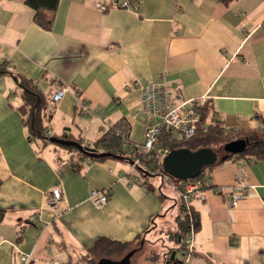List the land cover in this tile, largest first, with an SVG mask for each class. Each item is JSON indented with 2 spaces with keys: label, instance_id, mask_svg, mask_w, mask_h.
Here are the masks:
<instances>
[{
  "label": "crops",
  "instance_id": "1",
  "mask_svg": "<svg viewBox=\"0 0 264 264\" xmlns=\"http://www.w3.org/2000/svg\"><path fill=\"white\" fill-rule=\"evenodd\" d=\"M117 1L61 0L47 30L25 0H0V62L50 95L68 88L52 110L51 137L67 132L90 146L124 119L141 145L147 118L128 85L160 78L175 100L209 101L229 130L264 129V0H130L137 10L113 7ZM21 104L15 78L0 75V264H90L100 237L134 249L164 242L169 216L183 206L175 185L172 194L165 178L156 187L135 180L130 162L114 158L76 168L63 144L30 139ZM85 118L96 120L88 135ZM238 171L252 188L233 207L222 188L240 191ZM206 181L205 198L192 201L200 225L191 264H264V160H227ZM55 186L64 202L51 207ZM93 188L111 191L107 205L92 204ZM175 238L183 261L188 250Z\"/></svg>",
  "mask_w": 264,
  "mask_h": 264
},
{
  "label": "trees",
  "instance_id": "2",
  "mask_svg": "<svg viewBox=\"0 0 264 264\" xmlns=\"http://www.w3.org/2000/svg\"><path fill=\"white\" fill-rule=\"evenodd\" d=\"M61 0H25L26 4L34 10V20L47 30L54 28L56 13ZM222 2L229 4L232 0H221ZM11 74L17 84L22 88V104L19 109L25 116V123L28 126L30 139H42L46 144L49 143V139L52 138L48 134V125L45 124L47 119L45 113L48 109L52 110L55 105L52 104V96L46 92H43L35 80L25 78L19 74L10 71L7 63L0 62V75ZM199 113L201 115V121L197 128L196 134L189 138H174L167 133L161 134L160 137V148H170L171 150L188 149L191 151H197L199 149H212L215 151L219 159L216 163L207 166L204 170L196 177L204 180L208 173L211 172L215 167L221 165L227 160H246L258 161L264 160V129L263 130H229L224 125L223 121L214 118V111L209 101L198 106ZM207 127V131L204 128ZM131 130V124L121 119L105 131L100 137H98L91 147H95L98 152H91L89 150H79L73 143L64 145L72 153L78 152L76 160H73V165L81 169L85 166L84 162L92 163L96 161H106L108 159H119L126 162H133L139 158L142 162L137 168L139 169V176L144 178L145 181L149 182L150 176H155L149 167L154 164V168L160 170L162 176L166 178L172 185L180 186L182 182L188 180H179L169 174L164 167V160L159 162L155 158H148L147 154L142 153L140 147L133 142L131 139L127 146L124 145V139H129ZM60 139H64L71 142H78L81 144L79 138H74L71 134L65 132ZM244 139L247 142V147L244 152L230 155L226 151V145L234 140ZM82 145V144H81ZM84 146V145H83ZM102 153H112L115 157H103L98 156ZM89 156H88V155ZM223 157H227L226 160H222ZM151 183V182H150ZM1 185V180H0ZM152 187H156L154 183L150 184ZM183 205V204H182ZM183 210V206H182ZM184 211V210H183ZM5 210L0 208V222L4 220ZM192 218L188 214H181L178 217L179 228L175 232L177 237L186 238L190 232L191 225H194V229H198L200 222L195 209H192ZM192 223V224H191ZM183 239L180 241L183 243ZM131 242H121L108 239L106 237H100L97 239L95 245L90 249V255L87 261L90 264H98L99 260L108 256H117L123 258L124 256L132 253L134 256L139 249L129 248ZM185 248V245L182 244ZM122 254V255H121ZM172 251L169 252L168 256H165V264H183V261L177 258Z\"/></svg>",
  "mask_w": 264,
  "mask_h": 264
},
{
  "label": "built area",
  "instance_id": "3",
  "mask_svg": "<svg viewBox=\"0 0 264 264\" xmlns=\"http://www.w3.org/2000/svg\"><path fill=\"white\" fill-rule=\"evenodd\" d=\"M99 8L102 10H108L113 7H122L125 9L137 10L139 4L132 3L130 0H118L113 7L104 5L102 3L98 4ZM57 89L52 92V104H59L65 97L68 91L67 86L57 85ZM129 89H136L140 92L141 97V112L147 118V122L144 125L145 140L139 145L142 153L147 154L148 158H155L159 162H162L164 158L172 151L169 147L161 150L160 137L161 134L167 133L174 138H186L189 139L196 134L197 128L201 121V115L198 110V106L204 104L205 101L198 99H193L189 101H182L180 99L175 100L173 94L166 80L163 78L157 81L148 82L143 80H136L133 83H129ZM136 117V114H134ZM207 131V127L204 128ZM51 133L48 132V136ZM131 139V134L129 139H124V145L127 146L129 140ZM78 152L72 153V160H76ZM133 167L137 168L141 165L139 158L135 159L133 162ZM135 180L139 179L138 176L134 177ZM245 176L241 171H238L236 176V185L240 191L234 193L233 187H224V191H231L233 198L231 205L236 207L239 205L240 201L249 194V188L245 183ZM208 183L206 178L204 180L199 178L188 179L182 182L180 188L177 187L181 192V200L184 206L185 214H188L190 220L192 221V201L194 198H205L206 190L208 189ZM111 191L109 189H96L93 188L90 191V201L96 207H104L108 204L110 199ZM48 204L51 207L59 206L64 202V193L59 186L52 188L48 196ZM192 224V223H191ZM194 235L195 229L194 225H191L190 232L185 238L183 244L188 250L183 264H191V258L194 256ZM30 255L25 256L24 260H29Z\"/></svg>",
  "mask_w": 264,
  "mask_h": 264
},
{
  "label": "water",
  "instance_id": "4",
  "mask_svg": "<svg viewBox=\"0 0 264 264\" xmlns=\"http://www.w3.org/2000/svg\"><path fill=\"white\" fill-rule=\"evenodd\" d=\"M52 143H59L63 145H68L73 143L79 150H89L95 152L91 146H83L78 142H71L57 137H52L49 139ZM247 147V142L244 139H238L229 142L226 145V151L230 155L239 154L245 151ZM98 156L103 157H115L112 153H102ZM227 157H223L222 160H226ZM219 159L218 154L212 149L204 148L197 151H191L188 149L172 150L164 158L165 170L171 174L174 178L179 180L194 179L209 165L216 163ZM132 253L124 256L119 260H114L110 258H102L99 260L98 264H132L131 257Z\"/></svg>",
  "mask_w": 264,
  "mask_h": 264
},
{
  "label": "rangeland",
  "instance_id": "5",
  "mask_svg": "<svg viewBox=\"0 0 264 264\" xmlns=\"http://www.w3.org/2000/svg\"><path fill=\"white\" fill-rule=\"evenodd\" d=\"M51 109H48L45 113L47 119L45 121V124H47L49 126L50 124V120H51ZM93 116H91L90 118H92ZM90 118H85V124L81 125V130L83 132V134L88 135L90 133V127L89 125L92 127V125L94 124V122L96 121L94 118L91 120ZM57 124V126L59 125V120H57V122H55ZM53 124V123H52ZM55 127V125H54ZM58 130V129H57ZM77 134V133H76ZM96 134H94L93 136L95 137ZM36 143H39V145H42L43 141L42 139L37 138ZM58 147H61L58 145ZM134 162V161H133ZM133 162L130 163H126L125 162H121L124 165H127L128 169L133 172V175L135 177L136 174H139V169L138 168H134L136 169L135 171L133 170ZM142 163V162H141ZM149 171H151L153 173V175L155 176H150L149 177V182L158 185H162V178L164 179V176H162L160 170H157L154 168V164H152L151 167L148 168ZM129 171V173H130ZM161 178V180H160ZM166 184L164 186V189L166 191H169V193L174 194V190L170 184L169 181L166 180ZM182 186V184H180V186H178V188H180ZM172 196V195H170ZM173 197V196H172ZM183 210H184V206H183ZM181 214L185 215V212H183L181 210V208L179 206H176V212L172 213L169 218H168V225H166V231L164 233H161L162 237L164 238V242L161 241L160 243L157 244V246L153 247H148L147 243H145L143 245V247H141V249H139V253H136L134 256L131 257V263L132 264H165V256H168L169 252L172 250V252L174 253L173 255L177 256V258H179L182 255V251L180 249V243L177 242L176 238H175V232L178 229V221H177V217L180 216ZM162 238V240H163ZM140 243V242H139ZM139 245V244H137ZM184 248V247H183ZM186 248V247H185ZM122 255V254H121ZM120 255H111L105 258H110V259H114V260H119L118 258H120Z\"/></svg>",
  "mask_w": 264,
  "mask_h": 264
},
{
  "label": "bare ground",
  "instance_id": "6",
  "mask_svg": "<svg viewBox=\"0 0 264 264\" xmlns=\"http://www.w3.org/2000/svg\"><path fill=\"white\" fill-rule=\"evenodd\" d=\"M199 127V126H198ZM95 148V147H94ZM96 152H98V151H96ZM99 153V152H98ZM88 155V154H87ZM89 156V155H88ZM177 187V186H176ZM176 189V188H175Z\"/></svg>",
  "mask_w": 264,
  "mask_h": 264
}]
</instances>
